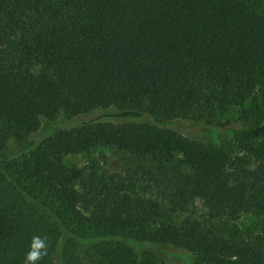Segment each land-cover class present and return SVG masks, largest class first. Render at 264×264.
<instances>
[{
	"label": "trees",
	"instance_id": "trees-1",
	"mask_svg": "<svg viewBox=\"0 0 264 264\" xmlns=\"http://www.w3.org/2000/svg\"><path fill=\"white\" fill-rule=\"evenodd\" d=\"M60 119L80 121L12 154ZM97 149L163 188L63 163ZM194 201L206 219L175 224ZM136 246L264 264V0H0V264H170Z\"/></svg>",
	"mask_w": 264,
	"mask_h": 264
},
{
	"label": "rangeland",
	"instance_id": "rangeland-1",
	"mask_svg": "<svg viewBox=\"0 0 264 264\" xmlns=\"http://www.w3.org/2000/svg\"><path fill=\"white\" fill-rule=\"evenodd\" d=\"M113 111H99L94 114H90L86 119L97 118L106 114H113ZM227 118L225 116L223 119ZM80 120L75 121H65V119H60L53 125L48 126L43 124L39 132L35 134L33 139L29 140L24 146H18L12 154L17 156L21 150L29 149L33 144L38 142L44 135L52 134L55 130L59 128H71L74 127ZM171 128L182 133L186 137L191 139L199 140L203 143H209L214 145H220L225 147L231 142V136L228 131L220 129H207L199 126L188 125L187 123H175L170 126ZM63 163L67 167L83 168L86 172H95L98 174L119 175L120 181L125 185H131L136 192L142 189H147L146 193L150 196L158 194V189H162L163 185L158 186L149 179L151 175L146 173L148 169L149 161L143 162L141 160H133L128 156L123 155L120 152L108 151L104 149H97L91 151L87 155H70L63 159ZM144 165L143 169H139V165ZM155 179V178H154ZM153 179V180H154ZM158 187V189H157ZM160 192V191H159ZM190 217L196 220L204 221L206 219V210L202 206L200 201H194L190 204L184 212L175 213L171 215V219L175 224H180V222L185 218ZM227 226H231L230 223H226ZM237 225L242 232H248L254 234L258 232L259 220L252 216L241 217L237 222ZM138 253L145 254L148 253L153 255L154 259L158 261H164L170 264H177L185 261L186 257L180 256L178 252L171 249H167L166 252H161L158 249H149L147 247L136 246L135 248ZM55 262L58 264L59 257L55 256Z\"/></svg>",
	"mask_w": 264,
	"mask_h": 264
},
{
	"label": "clouds",
	"instance_id": "clouds-1",
	"mask_svg": "<svg viewBox=\"0 0 264 264\" xmlns=\"http://www.w3.org/2000/svg\"><path fill=\"white\" fill-rule=\"evenodd\" d=\"M35 258V255L34 254H32V255H30L29 256V259L31 260V259H34Z\"/></svg>",
	"mask_w": 264,
	"mask_h": 264
}]
</instances>
